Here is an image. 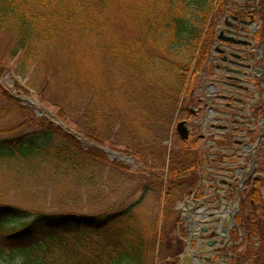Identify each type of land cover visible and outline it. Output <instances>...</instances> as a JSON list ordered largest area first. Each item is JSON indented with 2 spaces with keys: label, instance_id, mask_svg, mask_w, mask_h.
<instances>
[{
  "label": "trees",
  "instance_id": "trees-1",
  "mask_svg": "<svg viewBox=\"0 0 264 264\" xmlns=\"http://www.w3.org/2000/svg\"><path fill=\"white\" fill-rule=\"evenodd\" d=\"M227 3L0 0V33L15 32V45L8 53L10 60H17L14 74L26 79L35 66L29 84L38 90L37 79L46 71L49 56H56L64 87L55 99L59 115L76 119L84 139L97 147L86 149L78 137L45 118L39 123L40 132L0 139V264H149L157 252L158 236L142 217L144 197L164 192L169 204L196 190L201 165L198 140L184 141L183 152L173 151L166 183L163 175L152 174L155 185L145 186L141 200L121 214L48 212L40 204L27 207L9 192L23 188L26 176L45 174L70 178L76 188L85 182L94 189L91 193L115 192L110 182L121 178L113 169L104 178L109 158L99 146L124 145L140 159L164 139L178 111L194 103L195 80L207 70L222 15L245 13L228 10ZM259 7L262 11L255 14L263 19L264 0ZM3 74L0 66V77ZM3 97L28 109L7 90ZM13 113L11 107H0V125ZM5 133L0 127V134ZM114 165L123 163L116 160ZM254 182L242 204L257 205L262 212L263 182L261 178ZM67 196L78 203L76 196ZM250 222L249 236H262V227L252 218Z\"/></svg>",
  "mask_w": 264,
  "mask_h": 264
},
{
  "label": "rangeland",
  "instance_id": "rangeland-1",
  "mask_svg": "<svg viewBox=\"0 0 264 264\" xmlns=\"http://www.w3.org/2000/svg\"><path fill=\"white\" fill-rule=\"evenodd\" d=\"M226 1H228L226 5V8L228 10H230V8H233L234 10L240 11V8L243 7L244 9L248 5V3L251 4L249 5L251 6L249 10L258 11L257 9L259 7V0ZM255 16L257 17L258 15L255 14ZM262 20L263 21L260 23L259 29L260 33H258L262 36L260 40L262 44H260L259 46L258 42H256L257 44L254 46V50H252V53L257 54L258 57L256 58L254 54H252L250 63L253 64V68L258 67L259 69L261 66H263L261 53L264 51V18ZM231 21L232 20L228 18L224 20L223 25L225 29H231V27L228 26V23H231ZM125 28L126 27H124L123 29ZM249 28L251 29L252 27ZM250 32L251 30H247L246 37H251V39L253 40L251 35L252 32ZM15 39V32L12 30H6V32L0 33V66L4 71V74L0 77V107H11L14 109V113L10 116V119L1 123L0 125L1 129H4V131L6 132L5 134H0V139L8 140L11 138H18L23 134H35V132H40V130H42V127L39 123L42 122V120L45 118L46 121L50 123L52 122L55 127L61 128L63 132H68L74 137H78L83 147H85L86 149L88 147H95L84 139L82 133L80 132L79 126L77 125L76 119H73L72 117L63 118L59 115V111L61 108L60 105L56 104L55 99L58 96V93H60V91H62L64 87L62 83L63 78L58 75L59 73L57 66L60 63L58 58L52 54L49 56L47 60L46 71H44L43 74L38 77L36 83L38 90H35L29 84L30 79L34 76L33 73L35 66L31 70H29L28 77L26 79H22L14 74V72L17 70V60H10V55L8 53L15 45ZM213 55H215L214 57L216 59L221 56L217 50H214ZM239 63L243 62L239 60ZM231 67H235L238 70L241 69V66H237L236 64H233ZM211 71L212 69L209 70V73H211V75L208 76V80L203 84L202 82H200V80H195L196 91L195 95L192 96V99H194V103L188 105V108L186 107L188 110L183 111L182 113L179 112V114L175 115L172 120L173 122L171 123V126L166 130V132L168 133L164 136V139L159 141L157 145H152L153 147L151 146L148 152L142 153L140 159L131 155L126 150L124 145L119 144L118 146L113 144L115 142L113 138L111 140V142H113V146L110 142L99 146L100 149L104 148L111 153L118 155L121 154L128 159L127 162H122L123 165L120 167H117V165L111 167L112 162L116 161V159L115 157H112L104 152L109 158V165L107 171L104 174V178H109L111 171L110 169H113L116 173H118L121 178H116L117 181L115 179L114 184L110 182V184L113 185L112 191L113 189H115V192H113L112 194L108 189H106V192L101 194H99L98 192L96 193V190L94 193H91V191H94V189L90 188L89 185H86L85 182H83L81 186L76 188L75 186H73L70 178L64 179V177L59 176L55 179L45 174L43 177L36 176L34 178L26 176V184H24V187L21 188V185L17 186L15 189L9 192L10 196L13 197V195H18V201L22 199L20 203L26 205L27 207H34L35 204H40L48 212H57L64 209H72L75 210L76 213H82L83 215H87L93 212L96 214H100V212L107 214V212L110 211L113 214H121L125 210H128L132 206V204L137 203L139 202V200H141L145 186L151 185L152 187L153 185H155V180L153 176H151L152 174L158 176L163 175L162 180L164 184L166 183V178L168 176L167 173L170 166V156H172L173 151L177 153L184 151L183 145H185V143L181 140L178 132H176V126L177 124L182 123V121H186L187 127L192 133L189 141H196L200 137L203 138L201 141H197L200 152V173L202 174V178L204 180L203 190L205 192L203 199L201 200L204 201V206L207 209L211 210V208H209L208 206H211V201L212 203L215 202V199L217 198L216 194L218 193L217 191L219 190V192L224 194V188L227 187L221 184V182L219 183L218 180L216 181L215 178L217 174H219V177L221 178L223 176H220V174L224 175L223 172H220L222 171L219 168L221 163L217 162V160H221L224 157L220 154L218 155V149L222 147H225L224 149H226L227 146L229 147L230 154H228V150L226 152L230 156L224 158L225 162L229 158L230 161L236 160L237 155H239L243 151L241 149L243 147L241 143L243 139H241V135L239 134L241 130H237L234 135L229 133L232 132L231 127H236L238 123H235L234 121H230L229 123L227 122V130H221L220 128L217 129L213 126L215 124L214 122L221 124L220 122H218L221 121V119L218 118V114L221 113L220 110L222 111L226 109L224 108V106L228 105L225 101L217 105V102L214 101V95L213 97H211L208 93V91L212 89L211 84L214 81V76H212L213 71ZM236 74L237 73L233 72L229 75L237 76L238 74ZM250 83L253 89L248 90V97H246L247 100L253 98L252 94L254 93V90L259 89L257 77H255L254 80L250 81ZM198 89H201V95L200 91L198 92ZM3 90H7L16 99H24L21 101V105L27 107L28 109L23 110L17 107L12 102L7 101V99L3 97ZM197 95L199 96V99L200 97L202 98V102L197 99ZM204 98L209 100V103H212L213 107L211 109L215 110L213 114H215L216 117L213 115L211 117V121H206L204 122V124L197 125L195 123L198 122V119L201 118L202 114V112H198L199 109L197 107L203 108ZM258 103H260V101H258ZM247 105L248 103L246 102L245 108L247 107ZM86 107L87 104L83 105L82 111H84ZM256 107L260 111L261 106H259L258 104L254 106V109L252 108L253 111L257 109ZM259 111L258 114H260ZM256 127L257 133H255V136H257L260 132L257 124ZM225 133H227L226 136L228 138L224 141L220 140L223 139L221 134H223L224 136ZM251 139L253 141L255 140L253 137H251ZM257 153L258 158L259 154L261 153V149H257ZM249 158L250 156H248V158L245 160V164L243 165V168H245L246 170L247 166H249L250 164L248 160ZM163 161L165 163L163 164L164 167L162 169L161 163ZM245 171L242 175V179L246 177ZM261 171L263 173L261 177L263 184L260 192H262L263 194L264 201V165L262 166ZM258 174H260V171H258ZM63 180L64 184L61 183ZM18 190H20V192H16ZM68 190L74 191L77 194H72ZM252 190L253 188H250V190L246 191L245 194H243L241 200H244V197L248 196L249 192ZM68 193L70 194V196H76L78 203L68 200ZM144 198L145 210L142 217H145L146 221L150 224L148 226L149 230H151V232H155V235L158 236L156 255L151 261L149 260L148 262L149 264H173L172 259L174 260V258H176V256L178 255L180 243H182L181 249H183L185 246L184 242H187L190 236V230L188 231L189 228L186 226V223L183 222V208L181 207V205H183L184 201L186 200L191 201L193 197H186L183 200L181 199V201L177 200L169 204H167L166 202L164 192H161L159 194L153 192L150 197L147 198V195H145ZM236 202L237 195H233L231 197V200L227 204L229 205V209H233L234 205H237ZM75 204L77 205L75 206ZM240 207L241 210L237 214V218L239 217L238 220L240 221L241 232L244 236V240L239 246L240 248H238V251L236 252L238 258H241L240 260L243 259L240 264H264V210H262V212L257 210V205H250L245 208V206L241 204ZM251 218L253 219V222L255 224H258L262 227V236H256L252 238L249 236L248 228L249 224L251 223ZM161 235L164 237V243H162V240L159 237ZM242 248L245 250H243V253L241 254L240 251L242 250ZM235 259L236 258H234V260Z\"/></svg>",
  "mask_w": 264,
  "mask_h": 264
},
{
  "label": "flooded vegetation",
  "instance_id": "flooded-vegetation-1",
  "mask_svg": "<svg viewBox=\"0 0 264 264\" xmlns=\"http://www.w3.org/2000/svg\"><path fill=\"white\" fill-rule=\"evenodd\" d=\"M249 5L251 4L248 3V5L244 9L243 7L240 8V12H245L244 14L234 15L232 11H228L227 13L222 15L219 27L215 32V41L212 43L213 45L211 47L212 50H217L221 56L216 59L214 57L215 55H213V52L210 51L211 58L209 59V64L214 66V76H216L215 74L218 73L217 77H221V79L218 81L221 84L224 82L226 85L228 84L229 86H232V88H227L224 91H222V88H220V90L217 89L216 94H214V101L217 102V105L221 104L224 101L228 105L224 106V108L226 109L222 111L220 110L221 116L218 115V118L221 119V121L218 122H220L221 124H218L216 122V125L223 130H227V122L229 123L230 121H234L235 123H238L236 127H231L232 132L229 133L234 135L237 130H241L239 134L241 135V139H243L241 142L243 145V147L241 148L243 150L242 152L246 153L247 158L248 156H250V158L248 159L250 164L249 166H247V170L243 168L242 164L245 163L240 161V159H236L234 161L228 160L227 162L229 163V165L227 166L224 165V158L221 159L223 161L218 160V162H220L222 165L223 171L224 169L230 170L227 171L229 172L227 174L224 172V176L230 180L226 181L223 179L221 181V184L227 187L224 188V194L218 192L219 190L217 191V198L215 199L214 204L215 210H219L220 208H222L221 205L228 206L227 204L231 200V197L233 195H237V202L239 201L242 204V200H238L239 196L242 195L245 190H250V188H254V181L260 179L263 174L261 171L262 166L264 165L263 52L261 53L263 66H261L260 69L258 67L253 68V64H250L252 58L251 55L254 54L252 53V50H254V46L257 44L256 42H258L259 46L260 44H262V42L260 41L262 36L258 33H260V23L263 20L259 16H255V11L248 10V8L251 7ZM260 9L261 8L257 10L261 11ZM231 17H233L234 21L228 23V26L231 27V29L227 30L225 29L221 21H224L225 18L227 19ZM249 27L252 28L250 29ZM247 30H251L253 40L251 39V37H246ZM254 56L256 58L258 57L257 54H254ZM239 60L242 61L244 64L239 63ZM233 62L236 63L237 66H241V69L238 70L235 67L232 68L230 63ZM231 71L237 73L238 75L236 74L237 76H230L229 74H231ZM255 77H257L259 89L254 90V93L252 94L253 98L247 100L246 97H248V90L253 89L250 81L254 80ZM213 86L217 88V85ZM257 95L259 96V98ZM258 101H260V103H258ZM246 102L248 103V105L245 108ZM256 104L261 106L260 111L257 107V109L253 111L254 106H256ZM205 107L206 108H203L204 110L202 114L210 118L211 113L213 111V109H211L213 107L212 103L207 102ZM258 111L260 112V114H258ZM256 124L258 125L260 131L257 136H255V133H257ZM226 135L227 133H225L224 136L223 134H221L223 139L220 140H226L228 138ZM251 137H253L255 140L253 141ZM226 148L229 149L228 146ZM257 149H261V153L259 154L258 158ZM237 156L242 157L240 155ZM247 158H244L243 161H245ZM235 163L236 165H234ZM244 171L246 172V177L242 179ZM258 171H260V174H258ZM246 185H248V187H246ZM200 193L201 189L196 190V192L191 194V196L194 198L193 202H195L196 204L200 201L198 199L201 196ZM235 208L236 207H234L233 212L235 223L234 226L227 225V227L224 221L222 225H219V227H209V229H213L214 231H216V229L219 230V228L222 227V231L220 232V238H214L211 235L204 237L203 234H196L190 245L191 249L194 250L193 254L190 255L189 253H187V248L189 244L185 242V248L183 249L182 255H190L189 257H191L190 260L192 264H240L243 259L240 260L241 258H238L236 252L238 251V248H240L239 246L242 244L244 236L241 232V225L240 221L238 220L239 217L237 218V214L240 212L241 207L239 206V208ZM226 223L230 224V220L228 221L226 219ZM213 239L215 241H213ZM243 250L245 249L242 248V250L240 251L241 254L243 253ZM233 257L236 259L234 260ZM172 263L183 264L181 256L178 262L172 260Z\"/></svg>",
  "mask_w": 264,
  "mask_h": 264
},
{
  "label": "water",
  "instance_id": "water-1",
  "mask_svg": "<svg viewBox=\"0 0 264 264\" xmlns=\"http://www.w3.org/2000/svg\"><path fill=\"white\" fill-rule=\"evenodd\" d=\"M233 40V39H232ZM176 131L178 132V134L180 135L181 139L183 140H186L189 138V135H190V131L188 130L187 126H186V122L182 121V123H179L176 127ZM109 155L112 156V157H116L118 160H123L124 162H127L128 159L125 158L124 156L122 155H118V154H114V153H111L110 151H108ZM185 218V217H184ZM186 220V218H185Z\"/></svg>",
  "mask_w": 264,
  "mask_h": 264
}]
</instances>
